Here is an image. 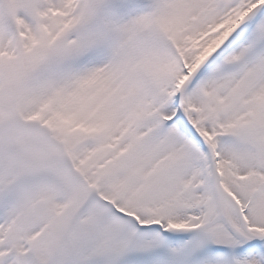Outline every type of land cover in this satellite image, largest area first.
Instances as JSON below:
<instances>
[{"label":"snow or ice","instance_id":"obj_1","mask_svg":"<svg viewBox=\"0 0 264 264\" xmlns=\"http://www.w3.org/2000/svg\"><path fill=\"white\" fill-rule=\"evenodd\" d=\"M0 264H264V0H0Z\"/></svg>","mask_w":264,"mask_h":264}]
</instances>
